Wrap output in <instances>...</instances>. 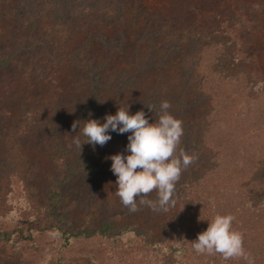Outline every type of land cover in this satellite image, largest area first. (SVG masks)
Segmentation results:
<instances>
[{
  "label": "rangeland",
  "instance_id": "rangeland-1",
  "mask_svg": "<svg viewBox=\"0 0 264 264\" xmlns=\"http://www.w3.org/2000/svg\"><path fill=\"white\" fill-rule=\"evenodd\" d=\"M168 1L112 0V5L100 1L99 6L92 0L9 1L10 13L17 4L24 8V22L31 23L27 10L40 17L34 40L24 43L33 52L22 57L29 70H11L21 75L22 94L0 100V106L6 105L0 108V264H177L161 258L166 240L151 246L163 235L169 211L139 205L137 198L139 210L130 212L116 195V176L108 157L128 154L130 133L109 131L111 140L92 146V160L85 168L83 155L73 144L84 121L103 123L118 107L129 106V114L142 110L150 123L156 122L160 102L168 98L175 118H199L218 91L231 101L233 110L248 112L251 121L245 131L256 134L254 145L264 153V120L256 118L252 105L247 107L246 91L217 77L195 44L183 40L170 45V37L151 27L149 14ZM240 1L249 17H264V0ZM70 12L75 24L83 26L66 38L56 30L59 19ZM6 26L7 22L0 33ZM80 47L91 60L81 69L73 64ZM47 51H52L51 56ZM193 54L198 56L195 70L189 66ZM188 72L198 77L191 91L181 82ZM4 73L8 72L0 71V78ZM208 80L217 81L214 90L207 88L212 91L209 99ZM182 94L193 102L186 117L180 116L176 104ZM21 101L30 108L27 119L18 109ZM74 121H79L75 131ZM256 162L252 161L254 166ZM262 164L264 159H259L263 176ZM145 198L155 201L157 193ZM49 207L57 227L42 229ZM105 230L107 235L102 236ZM182 235L176 232L173 237ZM153 249H160L159 254Z\"/></svg>",
  "mask_w": 264,
  "mask_h": 264
},
{
  "label": "trees",
  "instance_id": "trees-1",
  "mask_svg": "<svg viewBox=\"0 0 264 264\" xmlns=\"http://www.w3.org/2000/svg\"><path fill=\"white\" fill-rule=\"evenodd\" d=\"M9 1L11 0H0V27L7 22L6 31L0 33V71L8 72L0 78V100L9 95L22 94L23 88L19 85L21 75L11 70L19 67L29 70V64H23L22 57L24 53L30 55L33 52L24 43L34 40L32 36L40 17L39 14L27 10L25 13L31 23L24 22V8L19 7L20 4H14L15 11L10 13ZM100 1L112 5V0H92V4ZM139 1L141 0H137L138 3ZM240 2L169 0L152 11L149 18L155 31L172 38H167L170 45L183 40L195 44L198 53L204 55L205 65L217 77L231 81L241 91L245 90L244 98L249 101L247 107L252 105L257 113L256 118L264 120V17H249L246 8L240 7L243 4L239 6ZM24 4L29 3L25 1ZM74 21L73 12L67 13L66 17L59 19L56 33L62 37H71L73 30H79L83 26L80 23L75 24ZM76 52L79 59H75L73 64L76 63L80 69L85 68L86 63L91 61L87 57V50L80 47ZM45 54L47 53H42ZM51 54L52 51H49L48 55ZM197 54L189 57L190 69L195 70L197 66ZM59 64L60 59L54 65ZM187 74L182 77V87L191 91L198 82V77L192 72ZM208 81L205 92L209 99L212 91H207V88L214 90L216 86L213 83L217 84V81ZM216 94L201 117L182 121L184 134L180 148L189 155H195L196 159L182 171L173 196L175 206H169L167 220L162 229L163 235L159 239L154 238L151 246H161L159 241L166 240V251L161 257L165 262L172 259L177 264H247L243 258L225 260L220 254H199L191 245L197 234L206 230L208 221L215 215L231 214L235 217L232 229L243 234L245 252L251 254L255 264H264V175L260 174L261 168H258L259 159H264V153L254 145L256 134L245 131L251 121L246 115L248 112L243 111L240 114L238 110L232 109V103L227 100L226 95L222 96L218 91ZM202 95L201 93L200 96ZM179 99L180 102H176L178 112L180 116L186 117L193 102L185 94ZM167 100L171 101L170 98ZM4 104L0 106L1 110L6 107ZM18 104V109L23 112L21 117L27 119L30 108L22 101ZM43 111L48 112L44 109ZM57 136L54 133V137ZM78 137L81 142L87 139L82 134ZM92 146L88 143L82 145L81 154L85 168L92 160ZM252 161H257L255 166ZM241 181L255 182L245 184ZM56 227V219L49 207V215L41 228ZM176 232H183L180 239L173 237ZM106 233V230L101 231L102 236L107 235ZM159 250L153 249L158 254Z\"/></svg>",
  "mask_w": 264,
  "mask_h": 264
},
{
  "label": "clouds",
  "instance_id": "clouds-1",
  "mask_svg": "<svg viewBox=\"0 0 264 264\" xmlns=\"http://www.w3.org/2000/svg\"><path fill=\"white\" fill-rule=\"evenodd\" d=\"M147 107L153 111V105ZM170 108L169 101H161L158 119L150 123L144 111L129 114V106L118 107L115 115L104 117L103 123L95 119L84 121L81 132L87 138L84 142L78 137L73 139L80 153L84 143L104 146L112 138L109 131L130 133L126 146L128 154L117 153L108 157L112 161L111 171L116 176V195L130 212L139 210L137 198L139 205L154 211H168L169 206L174 207L176 184L182 171L196 159L195 155L180 148L183 122L170 114ZM78 126L79 121H74L73 130ZM152 192L157 193L155 201L145 198ZM234 219L231 214L215 215L208 221L206 230L198 233L191 242L195 252L220 254L225 260L243 258L247 264H255L251 254L244 250L243 234L232 229Z\"/></svg>",
  "mask_w": 264,
  "mask_h": 264
}]
</instances>
